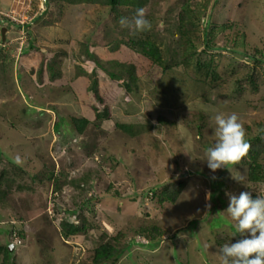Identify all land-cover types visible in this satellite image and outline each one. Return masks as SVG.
<instances>
[{"label":"rangeland","instance_id":"1","mask_svg":"<svg viewBox=\"0 0 264 264\" xmlns=\"http://www.w3.org/2000/svg\"><path fill=\"white\" fill-rule=\"evenodd\" d=\"M213 2L148 0L143 5L147 10L146 18L152 25L148 33L154 34L166 54L168 45H176L177 37L173 32L181 7L188 3L193 10L203 9L205 22L213 9ZM13 4L12 0H0V10H6ZM54 11L58 12L57 8ZM107 12V7L79 4L68 6L61 15L53 12L39 19L33 28L38 35L34 49L42 51L37 58L50 62L48 59L65 52L66 57L59 58V68L65 79L73 83L76 62L87 64L88 69L93 66L90 60L80 57L86 36L99 28L96 24L101 25V31L94 34L98 33L95 36L100 39V46H104L102 43H107L106 40L121 36L125 28L119 21L127 15L131 19L132 15L128 13L133 11L126 10L128 13L116 17L118 27L112 24ZM213 13L218 27L235 17H246L250 27L245 33L249 40L264 43V0H219ZM8 27L11 31L8 37H16L17 27ZM243 27L239 28L240 32L229 28L212 30L215 44L231 47L233 37L239 38L243 34ZM190 37L198 47L197 52L202 51L204 46L199 41L202 29ZM92 40L90 36L87 38L89 42ZM15 45H0V131L7 129L0 132V136L7 138L5 149L0 146L3 151H0V167L8 171V179L12 182L5 188L8 193L0 203V261L5 259L9 264H90L89 252L95 246L97 236L106 231L110 237L122 233L121 244L130 242L129 249L115 264H220L217 255L220 247L232 243L231 239L237 242L246 238L237 233L235 222L225 213L229 206L225 193L239 196L247 191L257 197L264 193V182L245 183L244 166L241 164H233L232 172L227 168L228 172L222 171L221 176L220 170L212 173L205 161V152L208 144L215 142L213 117L216 114L227 116L236 113L243 126L253 129V134L264 127V84L256 92L247 91L250 89L249 79L243 80L248 74L254 75L250 71L253 62L224 48L200 53L201 59L218 64L220 72H224V80L215 88L198 81L191 66L186 69L178 65L164 71L154 65L138 80L139 94L134 91V95L129 96L121 90L111 117L100 124L91 123L84 133H78L72 119L85 112L76 99V91L51 85L36 88L27 82L24 85L29 87L23 89L19 72L21 61L25 60L22 54L29 49V43L21 54ZM115 73L118 74L119 70L115 69ZM261 73L264 78V69ZM236 82L242 83L243 90ZM215 91L219 95L213 96ZM207 93L210 99L205 96ZM34 101L44 106L37 109ZM128 116L149 122L146 124L149 129L153 124L155 135L159 132L155 123L157 116L174 121L176 127L169 128L162 140L175 145L179 138L187 149L184 151L178 145L173 147L174 153L175 149L178 153L177 164L181 168L173 180L186 182L174 203L160 206L146 196L151 187L170 179L167 178L171 176L170 171L167 175L161 170V163H170L174 168L177 165L171 163L165 153L161 162H157L155 152L151 158L143 155L139 142L115 127L117 123L126 121ZM57 123L60 126L58 130L55 127ZM198 125L201 129L197 131ZM199 130V135H195ZM193 153L198 155V160H191ZM9 162L20 168L16 166L13 169V163ZM236 167L238 173H235ZM51 171L54 174L50 180L48 174ZM213 175L216 180L211 179ZM57 177L61 181L60 189L55 188ZM81 178L88 185L82 191L75 190L71 182ZM2 186L3 182L0 189ZM114 192L121 197L112 196ZM208 192L212 194L210 200L206 198ZM80 195L100 197L82 212L95 230L64 238L59 232V223L73 213L74 198L78 199ZM71 220L79 222L75 218ZM148 220H158L161 227L170 228L173 236H164L159 242L140 240L135 231ZM16 237L21 242L6 259L3 248Z\"/></svg>","mask_w":264,"mask_h":264},{"label":"trees","instance_id":"2","mask_svg":"<svg viewBox=\"0 0 264 264\" xmlns=\"http://www.w3.org/2000/svg\"><path fill=\"white\" fill-rule=\"evenodd\" d=\"M147 2L148 0H47L46 9L43 14L36 18L33 25L27 27L29 49L27 51L25 50L22 54V57L25 60L21 61L22 65L20 66L22 69L19 72V81L22 82V88L26 89L29 87L24 85V82H27L32 86H36V88L51 85L61 89L75 90L76 92L74 93L77 97L76 99L85 113L74 117L72 122L78 133H84L89 124H100L102 121L111 117L113 105L116 104L117 94L121 90H124L129 96L132 94L134 95V91L135 94H139L138 80L144 74H147L154 65L161 67L164 71L170 70L178 65H182L186 69L188 66H191L195 69V77L198 81L204 82L209 87L215 88L216 84H219L220 81L224 80V72H220L221 70L218 69V64H215L212 61H207L206 59H201L202 56L200 55V53L203 54L215 48L228 49L231 53H235L240 57H245L253 62V69L250 71L253 72L254 75L248 74V76L243 79H249L248 87H250V89L247 91L251 90L256 92L259 89L258 87L264 84V78L261 77V71L264 69V43L257 40H249L250 38L245 33V30H248L250 27L246 17H244V19H236L235 17L229 23H224L218 27L213 18V11L219 3V0H214L213 9L209 11L208 19L205 22L203 20V9L193 10L189 8L188 3H185V5L181 7L173 32V36L177 37L175 41L176 45L175 47L168 45V52L166 54L162 52L154 34L148 33L149 31L132 35L128 30L123 29L121 36L116 35L111 41L106 40L107 43H102L104 46L101 47L100 42L98 41L100 39L95 36L101 31V25L96 24L99 28L94 29L89 34L90 38L93 40L91 42L87 41L89 36H86L84 52L80 55L85 61L90 60L93 63V66L88 69L89 66H87V64L81 65V61L76 62L73 83H69L68 80L65 79L63 72L59 68L61 63V59L59 60V58L66 57L65 52L58 57L54 56L48 59L50 62L47 60L41 61L40 58H37V54H40L42 51L40 49L41 52H36L34 49L38 35L33 28L35 27L36 21L42 19L46 15L49 16L53 12L57 14L60 13L59 15H61L68 6L79 4L102 6L107 7L108 17H111L112 24L115 27H118L119 25H117L115 21L117 16H122L126 10L128 12H131L132 10L133 12L126 13L133 16L136 9L143 7ZM33 6L36 7V0H34ZM54 8H57L58 12L54 11ZM241 26L244 29L242 32L243 34L239 38L233 37L232 40L234 41V44L231 45V47L226 45L225 47H218L215 44L214 37H212V30L217 29V31H222L223 29L229 28L236 29L240 32L239 28H241ZM201 29L202 37L199 41L204 46V49L197 52L198 47L190 35L196 34V32L201 31ZM95 31H98V33L94 34ZM106 34L109 37V32ZM262 39H264V37ZM98 49H100V51H98ZM115 69L119 70L118 74L115 73ZM105 77H107V80H104ZM239 82L236 83L239 85L240 89L243 90V85ZM212 90L213 89H211V91ZM212 95H219V92L216 93L215 91ZM205 96L210 99L208 93ZM33 103L36 105L37 109L44 106L39 102L37 103L34 101ZM139 118L140 117L137 116H128L126 121L117 123L115 127L121 132H124L127 136L135 139L136 143L139 142L138 144L142 146L141 149L143 150V155L147 154V156L151 158L152 154L155 152L157 162H161L163 160L162 156L165 153L170 159V162L177 165L174 168L170 163H165L163 161L161 163V170H164L167 175L170 171L169 173H171V176L167 177L170 179L159 182L156 186L154 185L148 190L146 195L150 196L153 202L160 206L174 203L181 194L186 182L184 180L178 182L173 180L181 170L177 164L179 163V158L176 157L178 153L176 152V149L174 153L173 147L176 146L177 148L178 145L179 148L184 151L187 149L179 138L177 140L179 143L175 145H169L164 139L162 140L164 133L167 132L169 128L176 127L174 121H168L163 116H157L155 123L159 132L156 136L153 133V124L152 129H149L146 125L149 122L141 121ZM203 118L204 115H202L201 119ZM55 127H57L58 130L60 127L59 123H57ZM198 128L201 129V126H197V131ZM244 128L246 130V140L251 147L248 154L236 164H241L245 167V169L243 167L245 173L243 181H245V183L252 185L263 183L264 127H260L257 134H253V129L245 127V125ZM6 130L7 129L1 130L0 132ZM200 132L201 130L196 132L197 134H194L199 135ZM5 139L7 138L0 136L1 149H5ZM213 145L214 142H210L207 148L212 147ZM1 149L0 151H2ZM34 151L35 148H33V152ZM184 153L186 154V152ZM198 158V155L194 153L191 155V160H198ZM187 159L190 161V157L187 156ZM9 163H13L12 165L15 167H13V169H16V166L18 167L14 162ZM232 165L233 164L228 165V169H231V172ZM10 169L12 170V167ZM222 171L228 172L227 168L221 169L220 172L218 170L219 176H221L220 174ZM7 172L8 171H5L4 167H0V184L3 182L2 189H0L1 204L3 202L2 199L6 197L8 193V190L5 188L10 187V184L12 183L8 179ZM235 173H238L237 167ZM53 174L54 172L52 171L48 174L50 180L52 179ZM33 180H35V178H33ZM60 182V179L57 177L55 181L56 189H60ZM71 184L74 186L75 190L79 189V191H82V188L85 185H88V182L84 178H81L79 180H72ZM220 184L223 183L220 182ZM112 196L121 197V194L114 192ZM252 196L253 198H256V195L252 194ZM99 198L100 197L96 195L89 197H82L80 195L78 199L74 198L73 205H75V207L73 213L62 219L59 223V232L64 238L73 235L87 234L92 229L95 230L93 223H90L82 212L90 203L99 200ZM133 198L135 199V197H132V199ZM164 208L165 206L163 209ZM72 218L79 220V222L76 223L75 221H72ZM169 229L170 228L168 227H161L158 220H148L144 225L138 227L135 232L140 238H144L147 241L159 242L164 236H173ZM14 234L16 235V233ZM21 237L23 238V236ZM123 237L122 233L110 237L106 231L97 236L95 246L91 249V252H89L91 260L90 264H115L130 246V242L129 244L128 242L120 243V240ZM135 240L138 242L137 239ZM230 242L235 243L236 240L231 239ZM3 250L6 259H8L10 254L13 253V251L10 252L7 247H4ZM0 264L9 263L4 259L0 261Z\"/></svg>","mask_w":264,"mask_h":264},{"label":"clouds","instance_id":"3","mask_svg":"<svg viewBox=\"0 0 264 264\" xmlns=\"http://www.w3.org/2000/svg\"><path fill=\"white\" fill-rule=\"evenodd\" d=\"M146 16V8L140 7L136 9L131 19L121 17L119 23L132 35L143 33L150 31L152 27ZM9 25L5 27L6 39L8 35L11 36ZM5 42H2L1 35V43ZM213 120L215 142L212 147L206 149L205 161L211 172L216 173L218 170L228 168L230 164L241 161L248 154L251 145L246 140V130L236 113L227 116L219 113ZM211 179L216 180L217 177L213 175ZM225 195L229 199L225 213L235 222L237 233L246 238L235 243L223 244L217 254L220 264H264V193L258 194L256 198L247 191L241 192L239 196L231 192H226ZM211 197V192H208L206 198L210 200ZM139 239L147 241L144 238ZM14 241L12 240L10 244H13L15 249L18 244Z\"/></svg>","mask_w":264,"mask_h":264},{"label":"built area","instance_id":"4","mask_svg":"<svg viewBox=\"0 0 264 264\" xmlns=\"http://www.w3.org/2000/svg\"><path fill=\"white\" fill-rule=\"evenodd\" d=\"M14 3L6 10H0V45L6 47L11 44H16V51L21 54L24 46L28 43L27 27L34 24L36 18L41 16L46 9L47 0H36V7H34V0H12ZM8 24L17 27L16 37H8L5 43H1L2 28ZM15 244L21 241L15 238Z\"/></svg>","mask_w":264,"mask_h":264},{"label":"water","instance_id":"5","mask_svg":"<svg viewBox=\"0 0 264 264\" xmlns=\"http://www.w3.org/2000/svg\"><path fill=\"white\" fill-rule=\"evenodd\" d=\"M6 34H7V28L4 27V28H2V33H1V35H2V42H5ZM8 249H9L10 252H12L14 250V245L13 244H10L8 246Z\"/></svg>","mask_w":264,"mask_h":264}]
</instances>
